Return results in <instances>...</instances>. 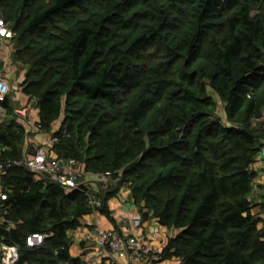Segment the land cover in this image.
Listing matches in <instances>:
<instances>
[{
  "label": "trees",
  "instance_id": "1",
  "mask_svg": "<svg viewBox=\"0 0 264 264\" xmlns=\"http://www.w3.org/2000/svg\"><path fill=\"white\" fill-rule=\"evenodd\" d=\"M0 14L49 153L109 178L93 191L84 175L67 187L8 167L0 241L18 247L14 264H91L74 234L94 213L120 231L122 189L141 221L171 231L154 264H264V0H0ZM11 99L2 159L22 158L32 135ZM33 233L45 235L30 245Z\"/></svg>",
  "mask_w": 264,
  "mask_h": 264
},
{
  "label": "crops",
  "instance_id": "2",
  "mask_svg": "<svg viewBox=\"0 0 264 264\" xmlns=\"http://www.w3.org/2000/svg\"><path fill=\"white\" fill-rule=\"evenodd\" d=\"M12 46L11 38H5L0 41V75L11 83L12 89L10 94L12 99L10 104L13 112L18 115V120L21 122H24V119L29 122L28 125L24 123L32 130L28 145L32 147L38 146L47 141L49 136L32 125L38 119V110L33 101L21 91L19 84L24 79L25 71L24 68L13 61L11 55ZM20 104L23 106V109H19ZM256 159L258 161L256 165L258 175L255 184V202L260 203L264 194V156L258 155ZM108 179L106 175L100 173H85L82 178L83 182L90 186L93 191L102 189ZM110 207L117 227L121 232L137 235L140 240L143 239L149 243L146 250L139 252L128 250L127 256L120 258L118 262L121 264H154L155 260L158 259L154 252L162 249L171 231L161 226L157 218L146 219L141 221L139 225L134 224V218L139 215V212L130 192L127 190L122 189L118 196L112 198L110 200ZM260 209V205L256 204L253 210L259 212ZM261 214L264 216V210ZM113 227L114 224L103 214L94 213L85 215L82 227L74 234L72 252L83 255L91 264H109L112 251L99 242L98 230ZM157 227H159V231L155 232ZM171 262L176 263L177 261L175 259L173 261L167 259L157 261V264H169Z\"/></svg>",
  "mask_w": 264,
  "mask_h": 264
},
{
  "label": "built area",
  "instance_id": "3",
  "mask_svg": "<svg viewBox=\"0 0 264 264\" xmlns=\"http://www.w3.org/2000/svg\"><path fill=\"white\" fill-rule=\"evenodd\" d=\"M14 35L13 29L8 25L7 21L0 14V41L5 38H12ZM11 83L5 77L0 75V100H4L8 93L11 91ZM7 116V109L0 104V123ZM37 128L38 125L32 124ZM53 140L49 138L44 143L38 146H25L24 156L19 159H2L0 157V182L2 174L13 164H23L30 170L35 172L38 177L45 176L52 180H55L67 187L76 186L78 178L85 174L81 164L74 158L63 159L56 155H52L48 151V144ZM1 147V146H0ZM264 156V148L260 154ZM258 161H254L256 167ZM0 197L2 199L7 198L2 187L0 186ZM95 204H99L100 201L97 198L92 200ZM7 210V209H5ZM1 214V211H0ZM2 216V214H1ZM134 224H141L140 216L137 215L134 218ZM159 231V227L155 229V232ZM45 234L33 233L27 237V243L34 245L42 241ZM99 242L111 249L112 255L110 256V262H118L120 258L127 256L128 250L139 252L146 250L149 243L145 240H140L137 235H131L124 233L114 228H101L98 230ZM19 257V249L14 244H9L0 241V261L3 264H14Z\"/></svg>",
  "mask_w": 264,
  "mask_h": 264
},
{
  "label": "rangeland",
  "instance_id": "4",
  "mask_svg": "<svg viewBox=\"0 0 264 264\" xmlns=\"http://www.w3.org/2000/svg\"><path fill=\"white\" fill-rule=\"evenodd\" d=\"M20 105H21V104H20ZM30 107H32V106H30ZM19 109H23V106H22V105L19 106ZM22 113H24V112H22ZM23 121H24L25 124H27V125L29 124V122H28L27 120L24 119ZM57 122H58V121H57ZM57 122H56V123H57ZM56 123H55V124H56Z\"/></svg>",
  "mask_w": 264,
  "mask_h": 264
}]
</instances>
